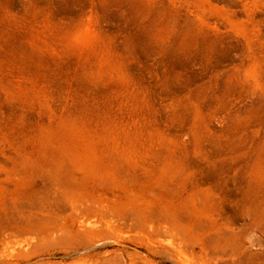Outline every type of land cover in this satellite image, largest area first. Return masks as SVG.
I'll use <instances>...</instances> for the list:
<instances>
[{"label": "rangeland", "instance_id": "1", "mask_svg": "<svg viewBox=\"0 0 264 264\" xmlns=\"http://www.w3.org/2000/svg\"><path fill=\"white\" fill-rule=\"evenodd\" d=\"M0 264H264V0H0Z\"/></svg>", "mask_w": 264, "mask_h": 264}]
</instances>
